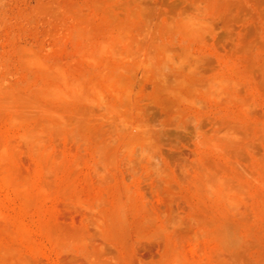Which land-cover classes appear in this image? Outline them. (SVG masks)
Here are the masks:
<instances>
[{"label":"rangeland","instance_id":"1","mask_svg":"<svg viewBox=\"0 0 264 264\" xmlns=\"http://www.w3.org/2000/svg\"><path fill=\"white\" fill-rule=\"evenodd\" d=\"M0 264H264V0H0Z\"/></svg>","mask_w":264,"mask_h":264}]
</instances>
